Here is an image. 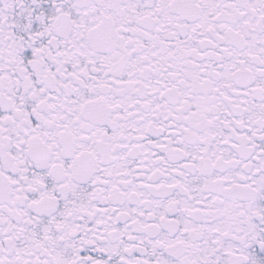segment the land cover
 I'll return each mask as SVG.
<instances>
[{"label": "snow or ice", "instance_id": "1", "mask_svg": "<svg viewBox=\"0 0 264 264\" xmlns=\"http://www.w3.org/2000/svg\"><path fill=\"white\" fill-rule=\"evenodd\" d=\"M0 264H264V0H0Z\"/></svg>", "mask_w": 264, "mask_h": 264}]
</instances>
